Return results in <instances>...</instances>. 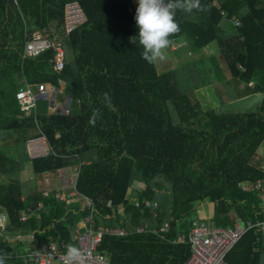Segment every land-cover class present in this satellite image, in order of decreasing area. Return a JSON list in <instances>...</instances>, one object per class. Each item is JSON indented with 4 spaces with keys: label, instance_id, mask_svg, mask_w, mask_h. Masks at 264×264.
<instances>
[{
    "label": "trees",
    "instance_id": "16d2710c",
    "mask_svg": "<svg viewBox=\"0 0 264 264\" xmlns=\"http://www.w3.org/2000/svg\"><path fill=\"white\" fill-rule=\"evenodd\" d=\"M71 1L86 20L62 34L61 71L53 70L51 48L23 57L32 32L28 19L52 38L49 23L61 25L63 5ZM201 4L206 10L177 12L180 32L169 37H185L201 54L158 72L142 59L138 39L130 42L138 35L131 0H0V141L14 135L11 146L0 149V175L7 180L0 184V205L8 216L0 226V253L7 254L6 264H33L20 257L31 246L19 234L32 233L37 241L65 237L87 212L41 195L32 179L19 180L24 168L34 175L80 164L77 188L93 200L97 224L127 232L102 236L99 249L113 264H184L190 247L173 240L187 235L204 203L215 226L264 219L263 201L236 185L257 179L264 184V167L247 164L264 141V0ZM232 15L240 26L231 24ZM209 44L214 53L207 52ZM23 77L55 87L63 81L72 100L69 112L47 114V102L39 100L36 114H18L14 92ZM241 83L244 88H236ZM203 89L215 99L208 109L192 100ZM252 93L262 94L254 107L233 105ZM95 108L101 116L93 126ZM37 124L36 135L45 137L49 151L29 158L24 142ZM26 205L30 214L22 220ZM224 260L264 264V230L245 232Z\"/></svg>",
    "mask_w": 264,
    "mask_h": 264
},
{
    "label": "built area",
    "instance_id": "2783aa9c",
    "mask_svg": "<svg viewBox=\"0 0 264 264\" xmlns=\"http://www.w3.org/2000/svg\"><path fill=\"white\" fill-rule=\"evenodd\" d=\"M14 1L16 2V0ZM65 17L69 21L66 22V30L68 32L77 24L80 18L72 7L71 11L68 10L66 12ZM229 21L235 27L242 24L240 18L236 15H232ZM51 45H55L57 49V56L52 60L53 69L60 70L63 68V50L60 43H54L51 38L43 35L39 30H34L30 36L25 38L22 56H34ZM52 94L53 88L48 86L47 83H31L26 78H23L14 96L19 110L23 111V114H28L31 109H35L38 99L50 97ZM32 153L33 156L31 158L39 157L46 154L47 150L44 151L42 147H35ZM70 167H73V173L71 174L63 173L62 170L68 169L66 167L54 170L57 172L55 177H59L61 182H65V185L62 190H56L54 194L50 193L49 195L67 202L80 200L83 205L88 206L90 209L85 219L79 223V228L73 234V238L76 239L77 243L72 244H75L84 253L83 264H113L105 253L98 249L102 234L107 232L112 235H125L127 232L121 226H96L91 200L78 195L76 190L80 166ZM239 186L244 191L256 192L261 199H264V184L260 180L242 182ZM40 193L48 196L44 192ZM145 204H148V202L145 201ZM40 206L41 202H38L37 207ZM29 214L30 207L26 206L25 210L20 214V219H25ZM0 224L3 226L4 223ZM253 227L264 230V219L256 222L247 219H234L231 226H215L204 218L195 219L191 222V230L188 236H179L176 242H187L190 247V256L184 264H229L224 261L225 255L243 234ZM137 231H143V227H138ZM66 251V243L63 240L48 239L43 245L25 253L24 261L32 262L33 264H64Z\"/></svg>",
    "mask_w": 264,
    "mask_h": 264
},
{
    "label": "clouds",
    "instance_id": "9594fccd",
    "mask_svg": "<svg viewBox=\"0 0 264 264\" xmlns=\"http://www.w3.org/2000/svg\"><path fill=\"white\" fill-rule=\"evenodd\" d=\"M70 4L72 5L74 11L78 13V17L80 18V20L74 26V27H76L77 25H79L82 22H84L86 16H85V13L83 12V10H81L80 6L78 5V3L76 1H71V2L65 3V5H70ZM215 5L218 6L217 2H215ZM75 7H77L81 12L79 13L78 11H76ZM193 10L204 11V10H206V8H205V6H203L201 4V0H138V6H137L136 11H135V21H136V26L138 28V35L130 37L129 39H130V42L133 43V44H135L137 42V39H138V42L142 46V49H143V51L141 53L142 59L147 61L149 64H155V63L160 62V61H165L167 59L166 54H165V50L170 47L172 42H175V40L178 39V38H171L170 39L169 37L180 32V25H179V23L177 22V20L175 18L177 12L178 11L192 12ZM70 31H68V32H70ZM68 32H66V33H68ZM52 41L54 43H60V46H61V48L63 50V54H64V47H63V43H62L63 42L62 37H61V42H55L53 39H52ZM48 48H51L53 50V57L50 59L52 61L55 58L56 54H57V49H56L55 45H51V46L45 48L44 50H46ZM44 50H42L41 52H43ZM40 53H38V54H40ZM38 54H36L34 56H37ZM34 56H28V57H34ZM62 57H63V62H64V55H62ZM55 71H61V69L60 70H55ZM23 78H25V77H23ZM22 80L23 79H21L19 81L18 87L20 86ZM42 82H45V81H42ZM31 83H37V82H31ZM45 83H47L48 86L53 88V94L50 96L51 100L48 97L40 98V99L37 100V103H38L39 100H44V101L47 100L48 101V105L52 106V103L54 104L55 102H57L56 101V98H57V96H56L57 95L56 87L54 85L50 84L49 82H45ZM62 83H64V82L61 81L60 84H62ZM102 95H103L102 103H104L105 105L110 104L111 103V97H110L109 93L105 92ZM14 98H15V96H14ZM71 101L72 100H71L70 96L68 95V99H66V101L64 103V106H63V107H66L68 109L67 112H69V110L71 108ZM76 102L78 104L80 103L79 100H76ZM16 103H17V101H16ZM37 103H36L35 109H31L27 115H29L31 113L36 114ZM17 105H18V103H17ZM18 109H19V106H18ZM19 112L20 113H18V114L24 115L23 111L19 110ZM100 116H101L100 109L99 108L93 109L92 110V115H91V117L89 119V123L94 126L96 120L99 119ZM48 151H49V148L47 150V153H48ZM43 156H45V154H43ZM39 157H41V156H39ZM33 158H35V157H33ZM70 166H72V165H69L68 167H70ZM77 166H80V164H78ZM78 178H79V176H78ZM78 178H77V181H76L77 193H78V195L87 197V198H89L91 200L92 208H93V212H94V218H95V222H96L97 215H96V211H95L94 202H93V200L90 197L82 194L78 190V188H77ZM257 180H259V179H257ZM242 182H255V181L244 180V181L238 182V184H236V185L239 186V184L242 183ZM239 188L241 189L240 186H239ZM242 191H244V190H242ZM38 192L40 193V191H38ZM245 192H251V191H245ZM255 196L263 201L262 202V207L264 208V199H261L257 194ZM53 198L55 200H57V201L63 202V203L68 204V205H72V204L77 203V204H79L81 206V208L87 209V212L80 219H78V221L75 223V226L72 228L73 230L70 232L69 235H66L65 237H55V238L47 237V238L41 239L39 241H37V239H34V235L32 233H22V234H19L18 237L24 239L23 235L24 234L28 235V238L25 240V242L29 243V246H31V249L38 248L40 245H43V243L45 241H47L48 239L63 240L66 243V250H67L66 251V256H65V259H64V264H83L84 253L82 252V250L79 247H77L75 244H72V243H77L75 241L76 239L73 238V234L76 232V229L79 228V223L85 219V216L89 212L90 209H89L88 206L83 205L80 200H77V201H74V202H67L66 200H60V199H57L55 197H53ZM107 204H109V203L107 202ZM204 204H208V203H204ZM26 206H29V205H26ZM35 208H39V207H37V204H36ZM30 210H31V208H30ZM6 216H7V214H6ZM211 216L212 215H208V216L206 215L205 217H197V218H194L193 220H195V219H203L204 218L206 221H208L210 223ZM7 218H8V216H7ZM232 223H233V221H232ZM6 224H7V222L6 223L4 222L3 226L1 224H0V226L4 227ZM100 225H102V224H100ZM96 226H98L97 222H96ZM67 227H70V226H67ZM106 227H113V226H106ZM115 227H118V226H115ZM138 227H142V226H138ZM82 228H80V229H82ZM137 228H136V230H137ZM190 230H191V224H190V228H189V231H188L187 235L181 234L179 236L187 237L189 232H190ZM143 231H144V228H143ZM143 231H141V232H143ZM104 233H107V232H104ZM103 234H102V236H103ZM179 236H177L173 240V242L181 243V242H176V240H177V238ZM101 241H102V237H101ZM101 241H100V243H101ZM99 246H98V249H99ZM28 251L29 250H26L25 252L20 254V257L22 258L23 261H24V255ZM100 251H102V250H100ZM105 255L108 257V255L106 253H105ZM7 259H8V257H7L6 253H0V264H6ZM26 263H30V262H26ZM226 263H228V262H226Z\"/></svg>",
    "mask_w": 264,
    "mask_h": 264
},
{
    "label": "rangeland",
    "instance_id": "374dc122",
    "mask_svg": "<svg viewBox=\"0 0 264 264\" xmlns=\"http://www.w3.org/2000/svg\"><path fill=\"white\" fill-rule=\"evenodd\" d=\"M131 1L136 11V8L138 6V0H131ZM71 7H72L71 4L63 5V21L61 25L56 26V22L49 23L50 31L55 32L52 37V39L55 42H61L62 34L64 35L67 32L66 22H69V21L68 19H66L65 15L68 10L71 11ZM28 20L30 22V29H32V31L39 30V28H34L35 25L33 24L31 18ZM85 20H86V17H85ZM212 46L214 47L213 44L208 45L207 47L208 53L215 52L216 49L215 47L213 48ZM165 54L167 57L165 61H160V62L155 63L158 72H164L168 69L175 67V65L180 61H186L188 59H192L193 57L200 55L201 50L192 48L190 41L187 40L185 37H179L177 40H175V42L171 43L168 49L165 50ZM243 86L244 84L241 83L240 85L236 86V88L242 89L244 88ZM64 89H65L64 83L60 84L59 87H56V92H57L56 101L57 102H55L54 104L52 103V106H49L48 101L45 100L47 101V109H46L47 114L68 113L67 112L68 109L66 107H63L66 99H68V95L65 93ZM194 96L195 97L192 98L193 102H198L199 104H201L200 106L203 109H208L209 107L215 105L214 97L209 91L205 89L196 90L194 92ZM258 96L260 97V95ZM258 96L253 97V94H252L250 95V97H248L247 99L244 98L243 100L240 99L241 98L240 97L239 99L234 100L233 105L236 107H241V108L254 107L256 103L260 101ZM48 98L51 100L50 97ZM24 115L28 116L27 114H24ZM38 131H39L38 124L34 129L33 128L29 129L28 134L30 135L24 142V146H25L26 152L28 153L29 158L33 156L32 151L34 150L35 147L36 148L42 147L44 151L48 150L49 148L45 140V137L43 135L41 136L36 135L38 134ZM13 137L14 135L11 138H7L6 140L0 141V149L5 150L8 146H11V144L13 143V140H12ZM254 147H253L254 149L250 152L247 158V164H253L256 167H261V166L264 167V141L258 144L257 146L255 145ZM244 148H246V146H242L240 151H242V149ZM235 154H236V157H239L238 153H235ZM83 162L86 163V161H83ZM72 166H77V165H72ZM66 168L68 169L62 170L63 173H66V172L68 174L73 173L72 171L73 167L67 166ZM56 174H57L56 171L50 170V171L41 172L39 174L33 175L28 168H24L18 173V179L22 181L26 179H32V181L34 182V187L36 191L44 192L46 195H49L50 193L54 194L56 190L57 191L62 190L63 189L62 187L65 185V182H61L59 177H55ZM6 182H7L6 178L0 175V184L6 183ZM66 184H67V181H66ZM136 186H138V184ZM6 214L7 213H6L5 208L0 205V223L8 222V218ZM194 215L195 214L191 212L188 215L187 219H191L192 217H194ZM206 215L207 216L212 215L211 207L209 204H203L202 207L200 206V208L198 209V216L205 217ZM23 237H24V240H26L28 238V235L24 234ZM21 247H22V242L19 243V248L21 249Z\"/></svg>",
    "mask_w": 264,
    "mask_h": 264
},
{
    "label": "crops",
    "instance_id": "0c3cea01",
    "mask_svg": "<svg viewBox=\"0 0 264 264\" xmlns=\"http://www.w3.org/2000/svg\"><path fill=\"white\" fill-rule=\"evenodd\" d=\"M213 47V46H212ZM214 48V47H213ZM213 52H214V50H213ZM253 94V93H252ZM252 94H249V95H246V96H243V97H241L240 99H247L248 97H250V95H252ZM258 95H261L260 97L258 96ZM254 96H258L259 97V99L261 98L262 99V94H259V93H257V94H253V97Z\"/></svg>",
    "mask_w": 264,
    "mask_h": 264
},
{
    "label": "bare ground",
    "instance_id": "6f19581e",
    "mask_svg": "<svg viewBox=\"0 0 264 264\" xmlns=\"http://www.w3.org/2000/svg\"><path fill=\"white\" fill-rule=\"evenodd\" d=\"M75 5V4H74ZM76 6V5H75ZM76 8V11H78L79 13L81 12L77 7H75Z\"/></svg>",
    "mask_w": 264,
    "mask_h": 264
}]
</instances>
